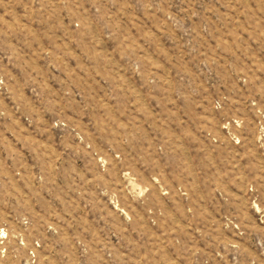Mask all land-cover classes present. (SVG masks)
I'll return each instance as SVG.
<instances>
[{
	"label": "rangeland",
	"instance_id": "1",
	"mask_svg": "<svg viewBox=\"0 0 264 264\" xmlns=\"http://www.w3.org/2000/svg\"><path fill=\"white\" fill-rule=\"evenodd\" d=\"M0 264H264V0H0Z\"/></svg>",
	"mask_w": 264,
	"mask_h": 264
}]
</instances>
